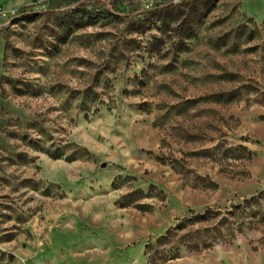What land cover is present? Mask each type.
Returning <instances> with one entry per match:
<instances>
[{
    "label": "rangeland",
    "instance_id": "obj_1",
    "mask_svg": "<svg viewBox=\"0 0 264 264\" xmlns=\"http://www.w3.org/2000/svg\"><path fill=\"white\" fill-rule=\"evenodd\" d=\"M167 1L0 0V264H264V0Z\"/></svg>",
    "mask_w": 264,
    "mask_h": 264
},
{
    "label": "trees",
    "instance_id": "obj_2",
    "mask_svg": "<svg viewBox=\"0 0 264 264\" xmlns=\"http://www.w3.org/2000/svg\"><path fill=\"white\" fill-rule=\"evenodd\" d=\"M67 16L70 18V21H72L77 28L82 29L87 25L93 24L94 22H97L100 20H107L108 22H118L121 20L120 15L115 14L114 12L110 10H104L100 13H93L89 9L85 7H78L70 11ZM249 203V202H248ZM219 211L214 210H206L204 214L194 215L191 218H186L185 222L194 224L199 221H208L215 218V214H217ZM209 229H218L217 225L209 227ZM172 232H169L171 235ZM163 239V238H162ZM161 239V240H162ZM166 239V238H164Z\"/></svg>",
    "mask_w": 264,
    "mask_h": 264
},
{
    "label": "built area",
    "instance_id": "obj_3",
    "mask_svg": "<svg viewBox=\"0 0 264 264\" xmlns=\"http://www.w3.org/2000/svg\"><path fill=\"white\" fill-rule=\"evenodd\" d=\"M184 0H168L167 2L169 3V4H180V3H182ZM151 6V4H149V5H147V7H150Z\"/></svg>",
    "mask_w": 264,
    "mask_h": 264
}]
</instances>
